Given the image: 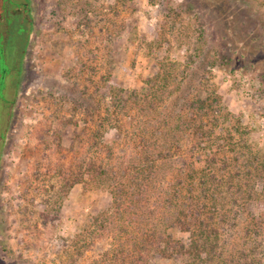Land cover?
Masks as SVG:
<instances>
[{
	"label": "rangeland",
	"instance_id": "obj_1",
	"mask_svg": "<svg viewBox=\"0 0 264 264\" xmlns=\"http://www.w3.org/2000/svg\"><path fill=\"white\" fill-rule=\"evenodd\" d=\"M177 104L218 114L214 140L231 130L264 185V0H0V264H136L131 199L86 165L164 143Z\"/></svg>",
	"mask_w": 264,
	"mask_h": 264
},
{
	"label": "trees",
	"instance_id": "obj_2",
	"mask_svg": "<svg viewBox=\"0 0 264 264\" xmlns=\"http://www.w3.org/2000/svg\"><path fill=\"white\" fill-rule=\"evenodd\" d=\"M6 75L2 76L3 81ZM201 101L199 109L204 111L207 101ZM197 102H189V108ZM177 107L179 110L173 114L168 110L161 113L160 125L164 124L166 130L153 131L159 138H166L164 143L123 151L110 173L104 161L86 165L91 174L95 172L92 182L106 177V184L113 183L116 199H131L127 212L132 230H122L131 236L133 248L144 252L132 259L137 260L136 264L158 256L189 260V264H262L264 238L259 236L264 231V204L257 201L264 193V185H258L262 179H248L258 159L251 148L246 154H238V145L227 144L225 136L231 137V130L224 135L225 140H214L213 126L218 114L193 113L185 104ZM176 118L182 125H173ZM184 140H188L189 147H185ZM229 151L235 155L233 158L228 156ZM184 170H189L186 177ZM99 171L101 175L97 174ZM243 193L248 207L239 204V194ZM256 203L259 214L253 210ZM246 227L245 236L254 234L255 239L244 241L241 247L228 241ZM172 228L189 233L188 240L174 237ZM230 230V235L224 237ZM115 232L111 238L121 242ZM145 253L150 257L146 258Z\"/></svg>",
	"mask_w": 264,
	"mask_h": 264
}]
</instances>
